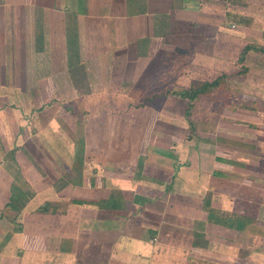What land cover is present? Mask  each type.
Returning a JSON list of instances; mask_svg holds the SVG:
<instances>
[{
    "label": "crops",
    "instance_id": "obj_1",
    "mask_svg": "<svg viewBox=\"0 0 264 264\" xmlns=\"http://www.w3.org/2000/svg\"><path fill=\"white\" fill-rule=\"evenodd\" d=\"M235 2L0 0V264H163L165 246L178 264L182 246L185 264L196 259L193 229L182 245L181 228L164 224L176 207L170 198L191 179L175 172L176 157L136 148L134 106L150 104L152 94H137L148 91L154 76L145 83L146 75L164 67L160 46L175 49L173 38L223 22ZM29 90L44 96L24 99ZM148 133L149 142L160 139ZM198 152L189 154L192 165L214 163L213 149ZM261 154L253 156L259 193L245 197L254 206L253 231L220 241L226 254L242 251L239 264H264Z\"/></svg>",
    "mask_w": 264,
    "mask_h": 264
},
{
    "label": "rangeland",
    "instance_id": "obj_2",
    "mask_svg": "<svg viewBox=\"0 0 264 264\" xmlns=\"http://www.w3.org/2000/svg\"><path fill=\"white\" fill-rule=\"evenodd\" d=\"M231 5L225 13V19L223 16V22L217 19L209 23L205 27L206 30L198 27L191 37L181 36L179 41L176 37L173 38L176 44L172 45H175V49L166 42L160 46L159 51H163V56L159 60L163 61L164 67L159 73L149 72L143 79L145 83H149L152 75L154 76L147 85L148 91L144 88L142 96L139 92L137 94L141 99L145 98V92L152 94L148 96L150 104L144 101L134 106L133 114L138 115V118L133 120L132 128L140 131L139 136L133 139L136 148H159L169 152L165 154L166 161L176 157L177 161L181 162L178 165L181 177L191 179L187 181L188 186L180 188L177 196L170 198L176 201V207L174 210L170 206L164 223L170 228H181L178 231H182V236L177 242L182 245L187 244L188 236L193 235L195 238L191 243V252L196 259L191 260L189 264H225V257H229L232 264H239V258H242L239 253L242 251L234 249L228 254V250L222 251L221 237L226 236H222L220 230H214L210 239L209 223L221 226L222 221H227L231 213L222 207L227 203L222 200L224 190L230 197L237 200L239 195V199L243 200V204L234 200V212L237 206L245 211L243 219L252 218L254 206L248 199L246 201V195L242 194L251 195L249 188L240 191L242 193H236V189L231 186L228 188L227 182L223 181L229 176L227 174H230L234 180L240 179L245 185L255 182L260 173L254 164L253 156H256L259 148L262 149L264 164V0H237ZM204 33L207 36H203ZM248 43L256 44L260 48L246 53L240 60V54ZM170 49L173 53H168ZM215 79H220L218 87L196 100L188 116H185L187 101L170 99L173 96L169 91L176 86L187 87L192 82H211ZM145 86L146 84L141 85ZM26 93L27 95L23 94L24 99L44 96V93L30 94V90ZM239 103L249 106L250 109H240ZM152 115L159 116L166 122L165 129L175 131L171 146H165L162 137L149 142L148 131L157 123L154 118L149 117ZM145 118L146 121H143ZM198 148L213 149L217 152L212 156L214 163L192 165L189 154L196 152L198 157L202 156ZM11 155L12 152L6 154L8 158H11ZM226 166L231 168L227 170L224 168ZM209 168V175L213 177L210 181L206 180ZM8 171L11 175L15 174V170ZM176 209L179 210V215L175 213ZM190 229H193L191 235ZM168 234H165L164 240L170 241L173 247V234ZM249 238L248 242H251L252 238ZM182 248L184 250H179L178 260L180 264H185L187 254L185 247ZM172 250L167 246L163 248L164 254L167 255L163 264H178L176 258L171 261V255L175 254ZM206 251L210 252L211 256L202 261L201 255L207 256Z\"/></svg>",
    "mask_w": 264,
    "mask_h": 264
},
{
    "label": "trees",
    "instance_id": "obj_3",
    "mask_svg": "<svg viewBox=\"0 0 264 264\" xmlns=\"http://www.w3.org/2000/svg\"><path fill=\"white\" fill-rule=\"evenodd\" d=\"M260 47H258L256 44L253 43H248L247 45L244 46L241 54H240V60L244 58L245 54L250 52V51H256L258 50ZM220 79H215L211 82H207V81H200V82H192L190 83L189 86L187 87H178L176 86L173 90L169 91V94H171V96L180 99V100H185L187 101V109L185 111V116H188L191 111L190 109H192V107L195 104V101L198 100L202 95H206L207 93H210L213 89L218 87L219 81ZM238 107H240V109H250L249 106L245 105V104H238ZM151 134L157 136V137H162L164 138V140H162V142L165 144V146H171L170 142L172 140H174L175 135L174 132L172 130H168L167 128L165 129L164 126L162 125H154L153 129L150 130ZM162 143V144H163ZM155 151L158 152V155H162L164 157H166L165 154H169V152L163 151L159 148H155ZM217 162V160H216ZM221 161H219L220 163ZM224 168H227V170H229L231 168V166H226ZM178 167L176 168L175 172L177 171ZM179 172V171H178ZM229 176H227L225 178V180L227 181V187L229 188V186H231L233 189H236V193H242L240 191L243 190H247L246 188H249V193L251 195H248L246 193H242L246 196H257L259 191L257 189L256 186H254V182L253 183H249L247 185H245L244 182H242L240 179H235L233 177H230V174H227ZM233 178V179H232ZM234 181V182H232ZM177 183V182H176ZM253 184V185H250ZM185 186V184L181 183V187ZM222 200H226L227 203H225L224 205H222V207L224 208V210L231 212L230 216L227 217V221H222V225L218 226L215 225V223H209L211 225H209L208 228V232H210L212 234V232L214 230H216L217 232L223 234L222 236H226V237H235V233L237 231H253V219L252 218H247V220L243 219V216H239L234 212V200L236 202H238V204H243V201L238 199H234V197H230V196H223L222 195ZM11 201L7 204V206H10ZM242 208V207H241ZM236 210H240V208H238L236 206ZM235 214V215H234ZM235 216V217H233ZM237 217V218H236ZM222 229H224V231H222ZM214 232V233H217ZM210 239H212L211 237H209Z\"/></svg>",
    "mask_w": 264,
    "mask_h": 264
}]
</instances>
